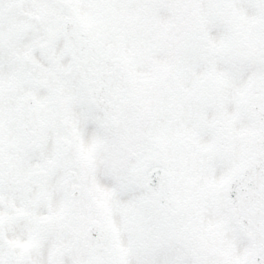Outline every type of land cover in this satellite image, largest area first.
Here are the masks:
<instances>
[{"label": "snow or ice", "instance_id": "snow-or-ice-1", "mask_svg": "<svg viewBox=\"0 0 264 264\" xmlns=\"http://www.w3.org/2000/svg\"><path fill=\"white\" fill-rule=\"evenodd\" d=\"M0 264H264V0H0Z\"/></svg>", "mask_w": 264, "mask_h": 264}]
</instances>
